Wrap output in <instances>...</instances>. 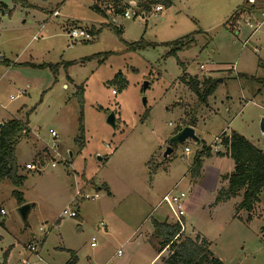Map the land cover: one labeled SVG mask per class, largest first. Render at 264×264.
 <instances>
[{
  "label": "rangeland",
  "instance_id": "1",
  "mask_svg": "<svg viewBox=\"0 0 264 264\" xmlns=\"http://www.w3.org/2000/svg\"><path fill=\"white\" fill-rule=\"evenodd\" d=\"M25 1L30 7L0 0V124L16 119L28 129L15 147L22 185L0 181V263L8 250L10 264L35 261L33 244L47 264H160L170 251L157 253L150 222L172 223L159 202L177 190L186 196L183 237H205L223 264H264V191L250 219L235 209L240 196L216 205L215 170L229 164L213 151L234 132L264 154V87L252 80L264 78V0H171L149 15L131 0V19L115 16L114 0L99 2L108 17L92 9L99 0ZM117 1L121 9L130 0ZM73 26L99 33L72 39ZM183 38L189 46L168 55L165 45ZM183 71L214 83L213 94L199 100ZM188 125L212 151L199 180L189 174L201 150L193 141L163 160L170 137ZM77 190L98 198L76 201ZM14 191L30 207L25 221ZM66 208L78 217L62 216Z\"/></svg>",
  "mask_w": 264,
  "mask_h": 264
},
{
  "label": "trees",
  "instance_id": "2",
  "mask_svg": "<svg viewBox=\"0 0 264 264\" xmlns=\"http://www.w3.org/2000/svg\"><path fill=\"white\" fill-rule=\"evenodd\" d=\"M138 1V6L146 15L151 14L154 8L158 6L166 8L172 3L171 0ZM12 2L24 7H30L25 0H12ZM114 2L118 4L117 0H114ZM117 4L114 5L115 16L123 15L127 7L119 9ZM98 7V5H94L92 9L101 14ZM89 32L93 37L97 36L99 33V31H95L94 29H91ZM117 34L119 35L120 33L117 31ZM187 40L188 39L183 38L166 44L165 46L171 48L167 54L175 56L178 51L188 47L190 40ZM137 47L138 45L131 44L128 49L133 51ZM41 67L46 66L43 65ZM241 77L245 78V76ZM186 78L185 71H183L180 80L185 82L189 87V90L193 92L199 100L204 101L206 97L213 94L215 90L214 83H211L210 81L207 83L205 80ZM252 80L264 87V78H252ZM201 85H207V87H202L200 89ZM82 94L83 89L80 87L76 94L80 110H82L83 104ZM147 115L148 111H146L143 118H146ZM179 131H176L173 135ZM26 135H28V129L21 121L10 119L1 123L0 181L7 180L16 188L22 185L25 178L18 175L15 147L18 141ZM219 139L222 150L215 153V155L218 157H228L233 164V170L228 176L222 179L227 182V186L218 191L216 203L227 201L240 195L241 202L236 209L238 211H244V213L247 214V219H250L249 214L259 202L260 193L264 191V154L260 149L253 146L243 136L237 133L232 132L228 136L222 134ZM200 147L201 150L195 154L189 172L193 180L199 178L203 160L211 157V147H205L202 141H200ZM13 196L15 197L17 204L22 205L20 194L14 191ZM150 223L152 226V236L158 240L157 253L160 254L165 249L170 251L169 256L163 261V264H223L219 259L212 255L209 250L210 244L203 237L199 235H196L194 238L183 237L182 233H180L179 226L174 223H167L166 221L158 222L155 220H151ZM1 264H6V257H4ZM66 264H75L73 257Z\"/></svg>",
  "mask_w": 264,
  "mask_h": 264
},
{
  "label": "built area",
  "instance_id": "3",
  "mask_svg": "<svg viewBox=\"0 0 264 264\" xmlns=\"http://www.w3.org/2000/svg\"><path fill=\"white\" fill-rule=\"evenodd\" d=\"M130 4V9H127L129 4H127V8L124 11L123 17L126 19H131L136 17L138 14L135 13V11H133V8L136 7V5H134V3L128 2ZM134 6V7H132ZM132 7V8H131ZM163 8L158 6L156 7L153 11L154 12H160ZM3 13V10L0 9V14ZM58 16V12L55 11L52 13V17H57ZM250 28H252V26L249 24L248 25ZM255 31V30H254ZM68 36L72 39H79V40H83V41H88L90 39L93 38V36H91L90 32L84 28V27H76V28H72L68 34ZM50 135L55 138L56 135L53 131H49ZM216 145L213 146V151L214 152H219L221 146H220V139L217 140V142L215 143ZM184 152L185 153H189L190 150L188 147L184 148ZM55 165L52 164V167H54ZM25 168L29 171H40V168H38L37 165L30 163V164H26ZM185 194L181 191H177V190H169L166 194H164L159 202L160 206H164L169 214H170V218L172 219V223L176 224L179 226L180 228V233H183L184 229H185V224H184V219H185V210H184V204H183V199L185 198ZM98 198V195L96 193L94 194H88L86 191H81V190H77L75 192V197L74 200H78L79 201H88V200H96ZM62 216H66L68 218H77L78 214L76 210H71L70 208H66L62 211L61 213ZM5 216V212L0 209V217ZM93 246V244H92ZM27 250L29 252H31V254L33 253V256L35 257V261H23L22 264H47L45 261H43V259L39 256V252L37 250V248L31 244L27 246ZM121 252L118 251L117 255H120Z\"/></svg>",
  "mask_w": 264,
  "mask_h": 264
},
{
  "label": "water",
  "instance_id": "4",
  "mask_svg": "<svg viewBox=\"0 0 264 264\" xmlns=\"http://www.w3.org/2000/svg\"><path fill=\"white\" fill-rule=\"evenodd\" d=\"M146 88H147V83H144L143 89L146 90ZM144 102H145V100L143 99V103ZM114 121H115L114 116L112 114H110L106 120V123L109 126H111L112 128H114L115 127ZM0 127H1V124H0ZM260 131L262 134H264V120H262L260 123ZM188 140H191L197 146H200V140L195 135L194 129L190 126H186V127L182 128L178 133H176L175 135L170 137V139L168 140V144L165 148V151L163 153V160L165 161L173 153V150L176 146H178L180 144H184ZM98 160H100V159L98 158ZM29 208L30 207L28 205H22L18 209L19 215L23 221H25V219H26V215L29 211Z\"/></svg>",
  "mask_w": 264,
  "mask_h": 264
},
{
  "label": "crops",
  "instance_id": "5",
  "mask_svg": "<svg viewBox=\"0 0 264 264\" xmlns=\"http://www.w3.org/2000/svg\"><path fill=\"white\" fill-rule=\"evenodd\" d=\"M103 0H99L98 2H97V4H98V9L101 11V14L103 15V16H106V17H108V13H106V11L105 10H102L101 9V7H100V5H99V2H102ZM251 1V0H250ZM257 1H259V0H255V2L257 3ZM129 2H131V0L129 1ZM247 3V0L243 3V5L244 4H246ZM102 4V3H101ZM102 5H104V4H102ZM251 6V7H250ZM247 8H248V12H250L251 11V13H250V15H253V16H256L257 14H258V12H259V10H257L255 7H253V5H247L246 6ZM55 11H57L58 12V10L56 9V10H54L53 12H55ZM52 12V13H53ZM52 13H51V18H58V16L60 15L59 14V12H58V16L57 17H52ZM116 18V17H115ZM115 18H113V21L115 22V23H117V19H115ZM76 27H83V26H76ZM75 26H73L72 28H76ZM85 28V27H84ZM86 29L88 30V31H90L91 29H94V27L93 26H91V27H87L86 26ZM1 58V57H0ZM243 76V75H242ZM187 147V146H186ZM217 159H219V160H222V159H226V160H228V170H227V172H225V173H223V172H219L218 170H215V172H216V175H215V181L217 182V185H216V190H215V193H216V195H217V193H218V191L220 190V189H222V188H226V186H227V182L226 181H224V180H222L224 177H226V176H228L231 172H232V170H233V164H232V162H231V160L228 158V157H225V158H217ZM202 170H203V166H202V169H201V172H202ZM201 172H200V176H199V178H198V180L201 178ZM201 181V180H200ZM195 182H197V181H195ZM196 184V183H195ZM166 194V193H165ZM240 196V195H239ZM238 197V196H237ZM241 197V196H240ZM231 200H234V198L233 199H230V200H227V201H222V202H217L218 204H216V205H223L224 203H226V202H229V201H231ZM241 202V201H240ZM240 202H238V203H236V208H237V206H238V204L240 203ZM23 205V204H22ZM21 205V206H22ZM235 208V209H236ZM77 214H78V212H77ZM78 217V216H77ZM3 221L1 222L0 221V226L1 227H3ZM201 237H203L202 235H201ZM205 240H207L205 237H203ZM1 239V238H0ZM207 242L208 243H210L208 240H207ZM211 244V243H210ZM209 248H210V246H209ZM210 250V249H209ZM211 251V250H210ZM212 253V252H211ZM213 254V253H212ZM5 257H6V264H10V261H9V256H10V250H8V251H6L5 252V255H4ZM158 256H156L155 258H157ZM23 261H25V260H21V262L19 263V264H22V262ZM1 264V263H0ZM160 264H163V262L162 263H160Z\"/></svg>",
  "mask_w": 264,
  "mask_h": 264
}]
</instances>
